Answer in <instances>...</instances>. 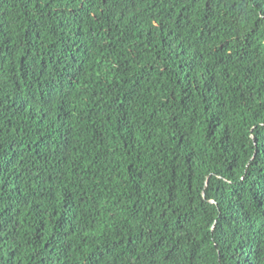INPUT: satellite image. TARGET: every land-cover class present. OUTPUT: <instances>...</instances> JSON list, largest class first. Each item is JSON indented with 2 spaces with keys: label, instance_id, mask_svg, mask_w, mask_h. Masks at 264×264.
Listing matches in <instances>:
<instances>
[{
  "label": "trees",
  "instance_id": "obj_1",
  "mask_svg": "<svg viewBox=\"0 0 264 264\" xmlns=\"http://www.w3.org/2000/svg\"><path fill=\"white\" fill-rule=\"evenodd\" d=\"M264 0H0V264H264Z\"/></svg>",
  "mask_w": 264,
  "mask_h": 264
},
{
  "label": "snow or ice",
  "instance_id": "obj_2",
  "mask_svg": "<svg viewBox=\"0 0 264 264\" xmlns=\"http://www.w3.org/2000/svg\"><path fill=\"white\" fill-rule=\"evenodd\" d=\"M260 6H261V8H264V4H261ZM262 202H264V200H262Z\"/></svg>",
  "mask_w": 264,
  "mask_h": 264
}]
</instances>
